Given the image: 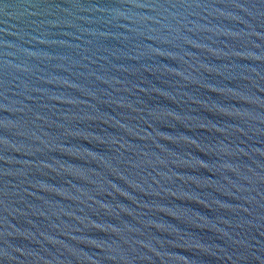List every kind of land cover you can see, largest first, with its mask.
I'll list each match as a JSON object with an SVG mask.
<instances>
[{
	"label": "water",
	"instance_id": "obj_1",
	"mask_svg": "<svg viewBox=\"0 0 264 264\" xmlns=\"http://www.w3.org/2000/svg\"><path fill=\"white\" fill-rule=\"evenodd\" d=\"M0 264H264V0H0Z\"/></svg>",
	"mask_w": 264,
	"mask_h": 264
}]
</instances>
